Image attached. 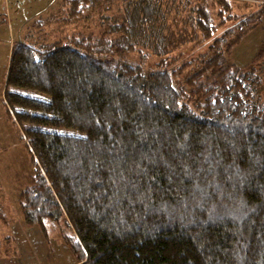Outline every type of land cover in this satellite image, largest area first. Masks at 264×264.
<instances>
[{"label":"trees","instance_id":"trees-1","mask_svg":"<svg viewBox=\"0 0 264 264\" xmlns=\"http://www.w3.org/2000/svg\"><path fill=\"white\" fill-rule=\"evenodd\" d=\"M100 1L65 0L70 16ZM202 4L206 39L220 27L213 14L236 16L229 0ZM263 18L264 6L227 27L216 40L226 50L190 76L191 91L178 73L116 58L129 38L14 43L5 99L33 168L19 195L24 223L59 231L77 264H264V40L245 71L225 66ZM132 28L114 26L133 39ZM137 113L156 135L131 130Z\"/></svg>","mask_w":264,"mask_h":264},{"label":"rangeland","instance_id":"rangeland-1","mask_svg":"<svg viewBox=\"0 0 264 264\" xmlns=\"http://www.w3.org/2000/svg\"><path fill=\"white\" fill-rule=\"evenodd\" d=\"M229 1L232 13L236 15L234 20L222 24L223 18L213 14L214 23L220 27L212 38L206 39L205 33L196 28V11L203 5V0H101L74 16H70L71 6L65 0H0V252L6 251L12 257L20 253L19 249H33L32 246L35 249H55L56 238L66 248L56 249L53 261L44 264L76 261L59 231L52 230L47 239L38 225L24 223L20 210L19 195L31 184L33 168L31 155L21 139L20 123L14 113L12 119L7 115L5 82L14 43L26 41L40 46L59 42L74 46L71 43L77 38L96 40L105 37L114 41L129 38L133 49L117 54L116 58L141 65L146 73L159 70L178 73L176 86L191 91L186 86L190 76L196 74L219 49L217 54L226 50L227 44L223 48L216 40L225 35L227 27L248 19L264 6V0ZM38 20L43 21L36 28L34 23ZM124 22L132 24L136 34L133 39L131 35L125 36L114 29L116 24ZM228 39L229 43L234 42L230 35ZM263 40L264 18L260 27L248 32L233 47L225 66L232 62L245 71L261 49ZM158 46L160 49L156 50ZM215 74L207 75L203 81ZM194 98L195 104L202 101L197 96ZM22 118L27 125L40 122L32 117L26 119L25 115ZM130 128L146 134L158 133V125L152 117L142 113L136 114ZM19 220L26 228L32 229L31 238H26V233L15 225ZM45 238L50 246L45 244Z\"/></svg>","mask_w":264,"mask_h":264},{"label":"crops","instance_id":"crops-1","mask_svg":"<svg viewBox=\"0 0 264 264\" xmlns=\"http://www.w3.org/2000/svg\"><path fill=\"white\" fill-rule=\"evenodd\" d=\"M15 225H18L19 229L22 230V232L26 233V238H29V236L31 238L33 231L32 229L26 228L22 223V220H19ZM51 232L52 231H50L49 233L51 234ZM46 238L49 239L48 237ZM46 238L43 240L47 246H50V242L46 240ZM60 242L61 241H57V239L55 238V249H35V246H32L33 249H30V247L29 249H19L20 253H15L12 257L5 255L6 251H2L0 252V264H44L47 261H53V256L57 254L56 249L63 250L66 248L65 245L64 247H62L63 243ZM67 248H69V250L71 251L68 245ZM49 264H52V262H49ZM69 264H77V260Z\"/></svg>","mask_w":264,"mask_h":264}]
</instances>
